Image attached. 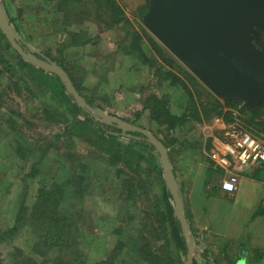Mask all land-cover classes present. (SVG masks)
Segmentation results:
<instances>
[{"label": "rangeland", "instance_id": "1", "mask_svg": "<svg viewBox=\"0 0 264 264\" xmlns=\"http://www.w3.org/2000/svg\"><path fill=\"white\" fill-rule=\"evenodd\" d=\"M90 2L95 6L94 0H87V4ZM114 2L130 21L129 30L132 32L133 29L143 37L146 53L155 64L145 65L137 59L135 52L124 49L128 28L122 24L106 25L109 20L104 13L101 16L93 13L84 22L72 18L70 31L85 32V43L80 45L78 43L83 40H77L78 46L62 52L61 36L52 31L51 25L55 23L49 16L39 14L27 18L29 3L39 4L41 0H3L12 18L17 17L18 10H26L22 30L26 40L31 39L28 46L49 53L57 61L63 60L74 84L91 107L149 131L169 146L170 158H175L181 151L180 145L185 142L190 146L202 143L199 133L203 124L187 120L184 125L177 124L174 128L168 123L158 125L151 121L149 110L142 109L145 99L155 95L167 102L170 113L177 117L189 114L185 111L186 106L191 110L214 100L223 105L222 100L198 81L197 86L189 82L186 76L191 74L167 51L159 55L154 51L152 44L159 43L141 24L140 10L144 6L147 8L148 0ZM97 4L102 5L103 0ZM156 70L172 71L192 94V102L183 87L171 85L160 78ZM48 91L38 89L31 77L23 72H4L0 77V229L12 223L17 203L26 189L25 202L30 206L38 189L37 181L46 175H54L53 170L64 162L67 170L73 173L91 172L83 196L72 202L74 207L83 210L84 220L89 223L88 235L82 244L87 264H147L148 257L157 258L161 264H187L186 256L177 251L170 237L162 198L163 174L145 163L135 170L136 161L132 158H129L130 166L108 165L98 135L85 126H75L74 119H81L75 118L64 103L51 98ZM258 118H264V111ZM16 129L23 136L22 146L28 152L32 151L26 161L13 152ZM259 134L264 137V133ZM257 140L264 145V140ZM32 168L38 171L37 178H30ZM93 172L101 174L93 177ZM29 235V231L24 230L13 241L1 244L0 264H11L15 250L34 256ZM191 243L195 249L194 257L198 259L195 240Z\"/></svg>", "mask_w": 264, "mask_h": 264}, {"label": "trees", "instance_id": "2", "mask_svg": "<svg viewBox=\"0 0 264 264\" xmlns=\"http://www.w3.org/2000/svg\"><path fill=\"white\" fill-rule=\"evenodd\" d=\"M98 1L99 0H94V6L93 2L87 4V0H41L39 4L31 5V3H29L27 18H32L39 14L46 17L49 16L52 22L55 23V25H51L52 31L60 34L62 52H65L68 48L78 46L76 43L77 40L81 41L87 36L85 32L82 31L81 33H73L70 31L73 22L72 18L77 20L81 19L82 22H84L88 20L93 13L99 14V16L104 13L109 20L106 25L114 26L122 24V26L128 28V42L123 48L132 53L135 52L137 54V59L143 64H155L153 59L146 53L147 50L144 47L143 37L139 32L133 31V29L132 32L129 30L131 29L130 21L125 17L120 7L115 4L114 0H103L102 5H98ZM1 2L9 23L19 36V45L24 51L29 52L31 48L28 46V42H31V39L28 37V40H26L27 37H24L22 30L24 28L22 20L26 10H18L17 17L12 18L9 16L3 4V0ZM44 8L46 9L44 10ZM146 9L147 8L144 6L140 10L141 16L145 14ZM44 20L45 19L42 21ZM70 39L72 41H70ZM84 43L85 41L83 40V42L78 44L83 45ZM152 46L158 55L166 51L159 44L154 43ZM32 54L40 60L47 59L57 63L68 74L75 89L82 96L79 88L74 84L69 72L66 70L63 60L57 61L51 57L49 53L35 50H33ZM10 71L27 74L31 77L33 84L36 85L38 89L41 91L44 89H47V91L49 90L48 94H50L51 98L56 102L64 103L75 118L79 117L81 119H74L75 126H85L90 129L91 132L97 134L98 138L103 143L104 147L101 152H104L108 158V165L117 166L122 164L128 166L130 162L129 158H132L136 161L134 166L135 170L139 169L138 166L141 163H145L152 165L153 168L158 170L159 174H162L158 153L155 148L145 140L144 135L133 132H126L125 135H122V131L119 130L115 124L101 123L90 113L79 108L73 97L67 93L58 76L25 62L17 52L11 48L8 41L0 32V77L4 72ZM156 73L160 78L171 82V85L176 86L179 84L183 87L185 93L192 102V94L180 79L174 76L172 71L160 72V70H156ZM186 79L193 83L194 86H197V80L192 75H187ZM195 93L197 95L199 94L198 91ZM85 101L89 106H92L86 99ZM222 103L223 105L218 100H214L213 103H201L199 108L193 107L191 110L186 106L185 111L187 110L189 114L184 113L182 116L177 117L170 113L167 102L160 100L155 95H150L145 99L142 109L149 110L151 121L156 122L158 125L168 123L171 128H174L177 124L184 125L187 120H194L202 123L214 117H221L226 123L237 124L250 134H258L260 138H262L259 132L264 133V122L255 120L259 116L258 111L251 113L235 101L224 100ZM234 110H236L237 113H234ZM240 115H245V117H241ZM126 122L135 125L134 122ZM255 124L257 127H254ZM22 138V134L16 129L15 135L13 136V152L18 158L26 161L29 155L32 154V151L28 152L26 147L22 146ZM163 144L168 149L169 146L164 142ZM58 165L57 170H53V174L57 179L54 175H46L44 178L37 181L38 189L34 201L30 206H27L25 202L27 194L26 189L20 201L17 203L12 223L0 229V245L13 241L24 230L29 231V236L33 241L32 253L34 256L31 257L19 250H15L12 254L11 264H87V257L82 249V244L85 240L84 238L88 235L89 223L84 220L83 210L77 206L74 207L72 202H75L76 198L84 193L86 189L84 185L87 184L91 177V172L82 171L81 173H73L67 170V165H65L64 162ZM100 174L101 173L98 174L97 172H93L92 175L93 177H97ZM38 175V171L32 168L30 178H37ZM26 178H29V175H26ZM99 184L101 183L99 182ZM24 188H27L25 184ZM162 193L170 237L177 251L186 256L187 249L181 233V228L173 212V199L166 189L164 181ZM145 253L146 255L149 254V252ZM101 263L102 262L97 264ZM147 264H161V262L157 260V258L148 257ZM193 264L196 263L194 262ZM206 264L211 263L207 262Z\"/></svg>", "mask_w": 264, "mask_h": 264}, {"label": "water", "instance_id": "3", "mask_svg": "<svg viewBox=\"0 0 264 264\" xmlns=\"http://www.w3.org/2000/svg\"><path fill=\"white\" fill-rule=\"evenodd\" d=\"M141 24L217 99L235 101L250 111L264 109V0H148ZM0 32L25 62L58 76L79 108L101 123L115 124L122 135H144L158 153L164 184L173 199L174 216L186 245L187 264L196 262L191 243L194 238L164 144L149 131L89 106L59 65L36 58L31 49L24 51L1 0Z\"/></svg>", "mask_w": 264, "mask_h": 264}, {"label": "crops", "instance_id": "4", "mask_svg": "<svg viewBox=\"0 0 264 264\" xmlns=\"http://www.w3.org/2000/svg\"><path fill=\"white\" fill-rule=\"evenodd\" d=\"M247 111L260 115L264 109ZM214 118L201 123V144L185 142L179 155L170 158L196 243L195 263L264 264V163L239 172L232 195L222 191L220 184L226 176L210 160L209 152L222 147V128L229 124L221 117H217L221 123H214ZM255 120L264 122V118ZM253 137L264 140L258 134Z\"/></svg>", "mask_w": 264, "mask_h": 264}, {"label": "built area", "instance_id": "5", "mask_svg": "<svg viewBox=\"0 0 264 264\" xmlns=\"http://www.w3.org/2000/svg\"><path fill=\"white\" fill-rule=\"evenodd\" d=\"M212 121L221 123L217 117ZM221 145L209 152V158L225 173L221 190L232 195L237 189L238 173L255 163H264V145L237 124L222 128Z\"/></svg>", "mask_w": 264, "mask_h": 264}]
</instances>
